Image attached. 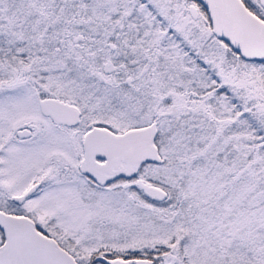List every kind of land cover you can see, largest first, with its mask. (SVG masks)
Here are the masks:
<instances>
[{"label": "snow or ice", "instance_id": "6c2138e0", "mask_svg": "<svg viewBox=\"0 0 264 264\" xmlns=\"http://www.w3.org/2000/svg\"><path fill=\"white\" fill-rule=\"evenodd\" d=\"M0 264H264V0H0Z\"/></svg>", "mask_w": 264, "mask_h": 264}]
</instances>
